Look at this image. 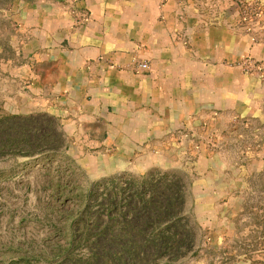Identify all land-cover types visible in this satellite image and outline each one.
<instances>
[{"label": "rangeland", "instance_id": "rangeland-1", "mask_svg": "<svg viewBox=\"0 0 264 264\" xmlns=\"http://www.w3.org/2000/svg\"><path fill=\"white\" fill-rule=\"evenodd\" d=\"M52 1L0 0V120L42 115L10 114L9 104L26 85L18 72L25 60L23 20L31 17V7L43 9ZM155 2L159 8L167 3L181 23H187V12L198 13L233 31L246 52L229 65L239 75L264 81V0ZM67 10L82 25L86 10L75 5ZM38 126L44 128L43 122L31 128ZM182 126L161 141L166 145L103 161L96 154L105 148L73 145L55 119V131L64 140L62 159L0 157V264L57 262L55 243L66 241L76 206H84L76 197L106 193L111 183L164 176L178 180L183 215L195 238L173 264H264V99H255L246 114L207 110ZM157 264L169 262L164 258Z\"/></svg>", "mask_w": 264, "mask_h": 264}, {"label": "crops", "instance_id": "crops-1", "mask_svg": "<svg viewBox=\"0 0 264 264\" xmlns=\"http://www.w3.org/2000/svg\"><path fill=\"white\" fill-rule=\"evenodd\" d=\"M48 4L23 20L26 85L9 112L54 117L73 145L105 148L103 161L166 145L207 110L246 114L264 99V81L230 66L246 47L207 16L187 12L181 23L155 0ZM74 5L87 12L82 25L67 10Z\"/></svg>", "mask_w": 264, "mask_h": 264}, {"label": "trees", "instance_id": "trees-1", "mask_svg": "<svg viewBox=\"0 0 264 264\" xmlns=\"http://www.w3.org/2000/svg\"><path fill=\"white\" fill-rule=\"evenodd\" d=\"M37 121L45 129L31 128ZM63 150V136L55 131L51 117L0 120V157L46 155L47 163H52L62 159ZM109 190L76 197L84 206H76L77 214L65 230L66 241L55 243L57 262L51 264H157L164 258L173 264L194 246L178 180L164 176L111 183ZM60 231L55 227V233Z\"/></svg>", "mask_w": 264, "mask_h": 264}, {"label": "built area", "instance_id": "built-area-1", "mask_svg": "<svg viewBox=\"0 0 264 264\" xmlns=\"http://www.w3.org/2000/svg\"><path fill=\"white\" fill-rule=\"evenodd\" d=\"M138 69L142 70V69H146V65L145 64H139Z\"/></svg>", "mask_w": 264, "mask_h": 264}]
</instances>
